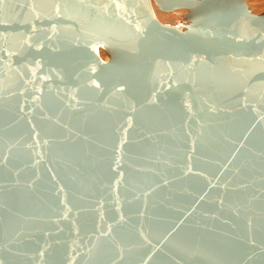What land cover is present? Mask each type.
Wrapping results in <instances>:
<instances>
[{"label":"water","instance_id":"water-1","mask_svg":"<svg viewBox=\"0 0 264 264\" xmlns=\"http://www.w3.org/2000/svg\"><path fill=\"white\" fill-rule=\"evenodd\" d=\"M60 1L71 0L44 15L31 0H0V264H264V97L247 102L242 88L236 110L205 103L208 121L223 126L232 112L248 114L214 139L212 129L187 130L198 124L190 106L210 90L207 61L264 62V11L245 0H144L129 13L101 0L139 43L156 41L163 72L154 78L127 74L118 59L133 53L128 43L84 37L105 23L67 17ZM152 4L185 12L162 23ZM255 83L264 68L246 74ZM167 100L181 112L174 127L158 114ZM175 131L180 142L170 144ZM240 171L248 178L231 180Z\"/></svg>","mask_w":264,"mask_h":264},{"label":"bare ground","instance_id":"bare-ground-1","mask_svg":"<svg viewBox=\"0 0 264 264\" xmlns=\"http://www.w3.org/2000/svg\"><path fill=\"white\" fill-rule=\"evenodd\" d=\"M32 3L35 5L34 7H37L40 9L42 14L46 15L52 11L53 3L55 0H31ZM121 3L117 5L118 8H120L121 11H126L129 13H137L139 6L142 7V2L144 0H120ZM154 4H152V9L153 12L156 16V18L162 22V23H174L180 19V15L184 13L185 11H174V12H159ZM56 8L64 15L67 17L70 16L72 18H77L81 19L80 17H85V19H88L90 16H94V20L99 19L102 21L103 24L102 26H98L94 29H89L88 31L84 32L86 33L83 35L84 37H91L93 34L97 35H110V40L113 41L112 43L116 44L117 42L119 44L121 43H128L129 49L133 50V53L130 54L128 57H130V63L126 61L125 58H119L118 61L120 62V68L123 67L125 68V72L129 75H135L134 73H139V75L147 70H150L152 72V77L156 78L159 74L163 72V64H158L155 60L157 58H154V55L156 53H160L157 51L156 47V41L148 40L147 42H142L139 43L135 38L137 36V32L134 31L129 25L125 23H120L117 22L116 24L113 23L114 21V16L112 15V12L106 7L105 3L101 0H71L67 2H61L60 4L56 5ZM8 7L4 8V13L8 12ZM80 16V17H76ZM22 19L25 20L27 19V15H21ZM29 17V16H28ZM98 20V21H99ZM106 25L110 27V33L106 29ZM139 26H142L139 23ZM13 41L15 39L13 38ZM141 44V45H140ZM141 47V48H140ZM102 49V48H101ZM138 49V50H137ZM103 50V49H102ZM104 51V50H103ZM99 49V55L100 57L106 61L107 60V55ZM141 51V54L139 56V52ZM75 53V51H73ZM171 58V57H170ZM155 59V60H154ZM174 60H181L183 61L185 58H171ZM200 60H203L200 58ZM127 62V63H126ZM201 61H199L200 63ZM208 66L212 69V71L208 72L206 77H205V82L206 85L208 86H203L206 88H209L210 90L207 91V95L202 98V103L200 105H195V107L190 106V114L193 115V118L196 120V123L198 121L197 127H195V124L190 125L189 123L187 124V130H196L194 131V135H198L199 138L201 134L208 130L212 129L213 132L208 136L211 137V139H214L217 135H221L227 132H221L224 129L226 131H230L232 129H235L241 122L244 121V117L247 118V113L243 111H235L232 112L230 115L228 114V118H231L230 122L226 125H222V122H216L215 120H209L207 119V116L205 115L206 111H202L203 105L205 103H211V105L214 107L217 102H220V105L222 103V107L224 109H235L237 106V102L234 98H232V95L237 91L242 88H246V94L244 95L245 101L251 102V99L253 98V95L255 94L256 96L261 95L264 97V84L261 83H255L252 85H245V80H246V74L248 73L249 70H256V69H262L264 68V62L260 60H256L253 62H245L244 60H236L232 58H215L214 60H209ZM182 63V62H181ZM180 62H168V66L170 67L171 71L178 70L181 71L182 69V64ZM206 62H203L202 64H205ZM135 65V66H134ZM139 66V68H137ZM166 68V66H165ZM175 68V69H174ZM68 69V68H67ZM119 71V70H118ZM19 72V73H18ZM18 72L13 73V72H8L6 77H4V80L6 81H13L15 77L19 74H22L21 70L19 69ZM123 76L126 78V74H123ZM176 81V80H175ZM201 83V82H200ZM167 106H165V109L163 108L162 110L158 111V114L163 113V121L165 124H168L171 122V126L174 127L176 124L179 123L181 120V112L179 110L178 105L176 102L173 100H167L163 102ZM219 105V106H220ZM189 108V107H188ZM233 116H237L234 120V124L232 123L233 121ZM200 122H203L205 124V127L202 130H199ZM222 125V126H221ZM223 128V130L219 131V128ZM177 128V127H176ZM215 129V130H214ZM207 132V131H206ZM197 138V140H199ZM168 142L170 144L173 143H179L180 142V137L178 134H176V131L174 134H170L167 137ZM208 139L206 137L198 142L199 145H202L205 143L206 149L209 147ZM195 140V139H194ZM196 140V141H197ZM255 141L253 142V147H256ZM253 147H251L252 150ZM225 151L221 152L217 157L214 156L212 157V160L209 162H203L202 167L204 168L205 172H210L215 166V163L217 162L218 158L224 154ZM250 153V152H249ZM195 163V162H191ZM199 164V163H198ZM197 164V165H198ZM195 165V164H193ZM240 175H243L244 178H248V176L241 172L238 174H234L231 178L233 180L234 178H237L238 180L240 179ZM251 181V180H250ZM193 186V185H199L200 182L197 179H189L188 182H186V185ZM195 188V187H194ZM233 199V198H232ZM207 237L215 238L212 235H207ZM213 245H210V247H207V251L211 254V256H215V253L213 252L212 249ZM205 254V252H203ZM212 258V257H211ZM217 261V262H216ZM226 261L225 260H217L215 257H213L212 262H216L217 264H224ZM213 264V263H212ZM215 264V263H214Z\"/></svg>","mask_w":264,"mask_h":264},{"label":"rangeland","instance_id":"rangeland-1","mask_svg":"<svg viewBox=\"0 0 264 264\" xmlns=\"http://www.w3.org/2000/svg\"><path fill=\"white\" fill-rule=\"evenodd\" d=\"M245 2L247 4L249 10L254 14H259V13H262L264 11V0H245ZM155 8L158 10L157 7H155ZM159 12H161V11H159ZM99 49L101 51H103L101 48H99Z\"/></svg>","mask_w":264,"mask_h":264}]
</instances>
